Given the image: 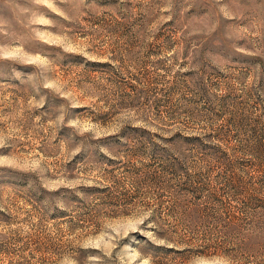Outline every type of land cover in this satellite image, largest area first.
Segmentation results:
<instances>
[{"label": "rangeland", "instance_id": "1", "mask_svg": "<svg viewBox=\"0 0 264 264\" xmlns=\"http://www.w3.org/2000/svg\"><path fill=\"white\" fill-rule=\"evenodd\" d=\"M0 264H264V0H0Z\"/></svg>", "mask_w": 264, "mask_h": 264}, {"label": "trees", "instance_id": "2", "mask_svg": "<svg viewBox=\"0 0 264 264\" xmlns=\"http://www.w3.org/2000/svg\"><path fill=\"white\" fill-rule=\"evenodd\" d=\"M152 218L155 219L154 216H152Z\"/></svg>", "mask_w": 264, "mask_h": 264}]
</instances>
